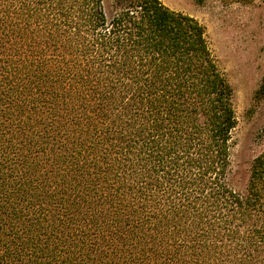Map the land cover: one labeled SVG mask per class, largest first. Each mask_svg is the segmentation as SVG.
I'll use <instances>...</instances> for the list:
<instances>
[{
    "label": "trees",
    "instance_id": "1",
    "mask_svg": "<svg viewBox=\"0 0 264 264\" xmlns=\"http://www.w3.org/2000/svg\"><path fill=\"white\" fill-rule=\"evenodd\" d=\"M236 125L196 19L0 0V264H264V153L232 187Z\"/></svg>",
    "mask_w": 264,
    "mask_h": 264
},
{
    "label": "rangeland",
    "instance_id": "2",
    "mask_svg": "<svg viewBox=\"0 0 264 264\" xmlns=\"http://www.w3.org/2000/svg\"><path fill=\"white\" fill-rule=\"evenodd\" d=\"M172 11L196 19L233 90L237 121L232 133L231 184L243 190L252 161L264 153V0H159ZM114 0H104L108 19Z\"/></svg>",
    "mask_w": 264,
    "mask_h": 264
}]
</instances>
